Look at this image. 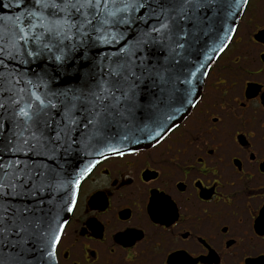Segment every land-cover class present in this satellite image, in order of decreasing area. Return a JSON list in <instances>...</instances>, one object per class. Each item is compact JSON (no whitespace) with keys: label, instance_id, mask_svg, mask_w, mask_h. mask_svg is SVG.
I'll use <instances>...</instances> for the list:
<instances>
[{"label":"snow or ice","instance_id":"obj_1","mask_svg":"<svg viewBox=\"0 0 264 264\" xmlns=\"http://www.w3.org/2000/svg\"><path fill=\"white\" fill-rule=\"evenodd\" d=\"M257 7L258 0H0V264H59L67 216L79 211L97 165L138 154L141 144L164 147L201 105L209 77L224 71L220 62L246 38L251 44ZM254 51L227 67L254 75L246 66ZM216 79L236 86L227 71ZM261 212L264 199L246 201L241 223ZM257 254L264 259V245L235 253Z\"/></svg>","mask_w":264,"mask_h":264},{"label":"flooded vegetation","instance_id":"obj_2","mask_svg":"<svg viewBox=\"0 0 264 264\" xmlns=\"http://www.w3.org/2000/svg\"><path fill=\"white\" fill-rule=\"evenodd\" d=\"M258 3L251 44L246 38L220 62L235 88L215 71L201 105L164 147L145 145L97 165L69 218L59 264H264L259 254L235 255L242 244L264 245V212L241 223L245 202L264 199V0ZM253 45L255 62L246 66L254 75L244 78L233 71L235 60Z\"/></svg>","mask_w":264,"mask_h":264},{"label":"water","instance_id":"obj_3","mask_svg":"<svg viewBox=\"0 0 264 264\" xmlns=\"http://www.w3.org/2000/svg\"><path fill=\"white\" fill-rule=\"evenodd\" d=\"M139 146H141V145H139ZM139 146H137V147H139ZM77 161H73V163H76ZM69 216H70V214H68V216H67V218L69 219Z\"/></svg>","mask_w":264,"mask_h":264}]
</instances>
